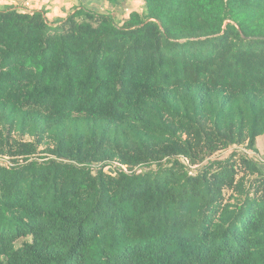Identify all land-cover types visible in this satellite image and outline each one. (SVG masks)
Listing matches in <instances>:
<instances>
[{
    "label": "trees",
    "instance_id": "1",
    "mask_svg": "<svg viewBox=\"0 0 264 264\" xmlns=\"http://www.w3.org/2000/svg\"><path fill=\"white\" fill-rule=\"evenodd\" d=\"M141 1L0 9V264H264V0Z\"/></svg>",
    "mask_w": 264,
    "mask_h": 264
},
{
    "label": "rangeland",
    "instance_id": "2",
    "mask_svg": "<svg viewBox=\"0 0 264 264\" xmlns=\"http://www.w3.org/2000/svg\"><path fill=\"white\" fill-rule=\"evenodd\" d=\"M26 3L28 4L27 6ZM8 5L10 6V4ZM80 6L100 13H109L113 16L117 23H121L123 20H125L129 13L133 10L140 12L144 10V3L141 0H117L116 3H109L104 0H53V2L49 4V8L43 5L35 6L32 5L29 0H22L18 7H20V9L24 7H28L27 9L40 8L46 11V17L48 20L58 21L66 17L69 13H72L75 8ZM24 139L29 140L32 138L25 136ZM44 148V145H40L39 156L44 154ZM233 151L244 153L249 158L259 163V165L264 169V136L257 138L255 151L247 148L245 145H233L225 150L217 152L214 157L224 158ZM8 161L9 160L6 157H0V163L9 164ZM113 167V165L108 166L105 170L113 172Z\"/></svg>",
    "mask_w": 264,
    "mask_h": 264
},
{
    "label": "crops",
    "instance_id": "3",
    "mask_svg": "<svg viewBox=\"0 0 264 264\" xmlns=\"http://www.w3.org/2000/svg\"><path fill=\"white\" fill-rule=\"evenodd\" d=\"M29 1L30 3H32V5H35V6L43 5V6H47L48 8H49V4L53 2V0H29ZM21 2L22 0H0V9H3L5 7H10V6L20 8L18 6ZM7 3L10 4V6Z\"/></svg>",
    "mask_w": 264,
    "mask_h": 264
},
{
    "label": "built area",
    "instance_id": "4",
    "mask_svg": "<svg viewBox=\"0 0 264 264\" xmlns=\"http://www.w3.org/2000/svg\"><path fill=\"white\" fill-rule=\"evenodd\" d=\"M28 4L26 3V6H27ZM28 7H24V8H22V9H27Z\"/></svg>",
    "mask_w": 264,
    "mask_h": 264
}]
</instances>
